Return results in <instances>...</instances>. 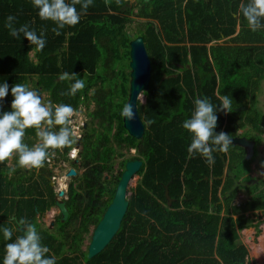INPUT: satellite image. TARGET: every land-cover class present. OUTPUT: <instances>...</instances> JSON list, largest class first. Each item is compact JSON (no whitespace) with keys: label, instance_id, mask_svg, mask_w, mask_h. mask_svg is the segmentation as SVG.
Masks as SVG:
<instances>
[{"label":"trees","instance_id":"obj_1","mask_svg":"<svg viewBox=\"0 0 264 264\" xmlns=\"http://www.w3.org/2000/svg\"><path fill=\"white\" fill-rule=\"evenodd\" d=\"M133 1L136 5L121 0L118 6L112 0L106 6L104 0H94L77 25L65 26L56 35L51 31L56 25L41 20L31 0H0V84L7 82L10 88L15 83L28 85L32 78L33 89L46 92L53 103L70 104L76 110L80 105L95 104L80 139V166L84 171L75 177L76 187L74 181L70 183L68 198L64 199L68 217L61 221L59 216L57 228L40 231L42 243L49 248L46 255L54 256L56 264H250L246 246L235 241L239 231L247 227L259 232L257 213H247L244 208L259 210L264 208V200L254 197L231 209L233 191L225 198V214L221 216L220 198L231 184L230 178L220 192L218 189L224 170L219 154L228 159L231 168L233 164L243 166V171L249 170L251 160L245 158L242 148L232 144L227 152L213 153L215 163L211 166L199 154L190 157L187 148L191 134L182 122L191 115L197 97H210L218 105L219 97L228 95L233 111L217 113L216 131L233 136L249 126L259 133L254 138L260 139L264 120L256 93L264 79V30L249 29L239 13L241 0ZM9 15L16 17V27L27 23L38 34L45 30L43 50H37L23 34L19 38L9 34L5 27ZM132 16L146 19L134 36L126 31ZM237 21L239 29L234 35ZM137 35L143 36L152 65L148 89L142 92L145 103L138 101L145 126L140 139L129 135L122 122L129 72L115 70V63L123 62L129 69V41ZM224 37L227 39L223 43L207 46ZM31 50L36 61L29 56ZM63 72L77 73V78L86 81L85 88L75 96L62 95L73 82L61 81ZM12 99L9 89L0 102V112L10 110ZM240 107L243 109L238 110ZM24 142L29 146L37 142L35 129L26 130ZM130 148L136 151L130 159L143 162L137 172L141 177L132 189L118 231L102 251L87 258L81 245L110 203L121 171L114 184L103 174L112 173L115 159L123 156V149ZM17 159L14 156L16 171H24ZM127 160L120 161L121 167ZM7 161L0 163V206L6 204ZM44 173L50 175L49 170ZM43 180L46 199H28L34 218V203L41 211L55 198L48 181ZM12 193L22 199L26 195L24 190L13 189ZM7 213L3 211V218ZM235 213L238 215L233 218L231 214ZM72 224L75 227L68 228ZM21 234L22 229L16 228L12 240L5 241L0 232V264L5 245Z\"/></svg>","mask_w":264,"mask_h":264},{"label":"clouds","instance_id":"obj_2","mask_svg":"<svg viewBox=\"0 0 264 264\" xmlns=\"http://www.w3.org/2000/svg\"><path fill=\"white\" fill-rule=\"evenodd\" d=\"M33 7L38 10L41 20L52 21L56 26L51 31L60 35L61 30L74 27L80 22L83 15L93 5L94 0H31ZM120 6L121 0H115ZM106 6H110L112 0H104ZM80 6V10L77 9ZM239 13L247 21L252 32L264 30V0H247L239 4ZM16 17L9 15L6 18L5 27L11 36L19 38L21 34L27 41L36 46L37 50H43L47 40L45 30L39 34L29 24L15 26ZM61 81H73L69 90L62 95L75 96L78 91L85 88L86 81L77 78V73L63 72ZM13 97L10 110L0 112V163L17 157V164L24 169L42 168L49 158L50 150H63L70 148L75 156L73 147L79 137L73 117L76 109L70 104L53 103L45 100L38 90L30 88L27 84L15 83L9 86L7 82L0 84V102L9 94ZM220 103L214 105L210 97H197L194 100V109L191 115L182 122V127L191 134V143L187 151L189 156L199 154L205 162L211 166L215 163L214 152H227L232 144L229 133L216 131L218 124V112L225 114L233 111V100L228 95L219 97ZM123 117L134 119L132 106L126 103L121 111ZM35 129L37 142L29 146L24 142L27 129ZM264 168V162H261ZM16 171L10 167L8 175ZM67 177L60 178V188L66 187ZM22 225V234L13 242L5 245L3 264H56L54 256L46 255L49 248L42 243V237L36 225L25 219L18 221ZM5 241H11L13 231L9 227L0 229Z\"/></svg>","mask_w":264,"mask_h":264},{"label":"water","instance_id":"obj_3","mask_svg":"<svg viewBox=\"0 0 264 264\" xmlns=\"http://www.w3.org/2000/svg\"><path fill=\"white\" fill-rule=\"evenodd\" d=\"M147 1L148 0H144V2ZM128 67L129 87L125 104H131L134 119L128 120L127 117L122 116V122L124 129L129 135L136 139H140L144 133L145 126L138 112V100L139 97L143 95L142 92L148 89L152 70L151 60L142 35H137L129 41ZM36 90L39 92L38 88H36ZM232 144L239 145L246 150V159H250L253 155V141H249L245 137H233ZM222 160L225 162L223 156ZM142 163V160L138 158L129 159L125 162L111 201L91 232L90 241L86 249L87 258H92L97 253L102 251L118 231L128 207V199L126 198L127 187L133 179V176L139 171ZM225 170L226 175L234 177V173L229 167H226ZM75 173V170L70 168L66 172V176H72L75 175ZM48 179L50 180V178ZM51 184L53 183L51 182ZM238 185L246 186L247 183L239 182L234 179L232 186L228 189L224 196L227 197ZM63 194L64 190H58L57 198L54 201V204L58 208L59 214L61 215V221L66 220L69 214L66 203L61 198ZM165 197L168 199V204H170L171 199L168 195L167 189H165ZM14 220L15 222H18L16 218H14Z\"/></svg>","mask_w":264,"mask_h":264},{"label":"crops","instance_id":"obj_4","mask_svg":"<svg viewBox=\"0 0 264 264\" xmlns=\"http://www.w3.org/2000/svg\"><path fill=\"white\" fill-rule=\"evenodd\" d=\"M184 2L185 1L182 2V5L184 4ZM241 2H242V0H241ZM130 3H134V5H136V3L133 0H131ZM221 9H222L223 12H225V8H223V6L221 7ZM136 10L137 9L135 8L134 9V12ZM238 15H239L238 12H236L234 14V16L236 18H238ZM154 23H155V26L158 28L159 26H158L157 20H155ZM238 29H239V23L237 21L236 31H235L234 35L238 32ZM226 39H227V37H224V38L219 39V40L211 41V42L207 43V46H210L211 44L223 43L224 41H226ZM34 54H35V51L34 50H31L29 52L30 58L33 61H36V58H35ZM31 79L32 78H29L28 79V86L30 88H33V84H32ZM263 82H264V79H262V81L260 83V89L256 93L257 104L261 108V110H262V107L260 106V103H259V93L261 91V86H262V83ZM237 109L240 110V109H243V107H240V108H237ZM262 113H264L263 110H262ZM238 131H239V129L237 130V132ZM259 149L260 150L264 149V146L262 148H259ZM220 157L222 159V156L221 155H220ZM224 160H225V158H224ZM225 161L227 163L228 162V159H226ZM7 166L9 168L10 167H15V165H14V157L12 159H10V160L7 161ZM44 172H45V169L39 168V169H31V170L24 169V171H15L12 175H8V173H7L6 179H5V182H4V187H5L4 188V190H5L4 197L6 198V204L3 205V206H0V228H3V227L6 226V227H9V228H12V231L13 232L16 231V228L22 229L23 226L20 225L18 222H15L14 218H16L17 221H19L21 219H25V220H27V221H29L31 223H34L36 225V227H37V229H38L39 232L42 231L43 229H46V228H49V229L57 228V225L56 224L53 225V226L51 225L52 222H54L55 220H57L58 217L60 216L59 211H58L57 207L55 206L54 202H53V204L50 205V207L46 208L45 210H41V211H38L37 210V206L34 203L33 204V207L36 210L35 218L31 214L30 208H29V202L28 201L30 200L29 199L30 197L31 198L46 199V196H45L46 183L43 180V178L45 179V177H44V174L45 173ZM223 175H224V173H223ZM225 175H226V173H225ZM66 177H68V176H66ZM219 178H222V176L221 177L219 176ZM221 181H222L221 182V185L219 186V189H218L219 192L221 191V186L223 184L224 179H222ZM48 183L50 184V182H48ZM50 187L52 188V190L55 193V198H54V201H55V199L57 198V192L61 188H59L58 186H53V184L50 185ZM13 189H15L17 191H21V190L23 191L24 190L26 192V195L23 196V199H22V197L20 198L19 196H14V195H12L13 194L12 193L13 192ZM40 193H43V194L40 195ZM225 193H226V191H225ZM225 193L223 195H221V198H220V202H221V205H222V209L220 211V215L221 216L225 214V206H224L225 205V198L229 197L232 192L227 197L224 196ZM17 194H19V193H17ZM219 195H220V193H219ZM13 200H16V202L13 205V208H12L11 207L12 206L11 204L13 203ZM248 201H249L248 199H246V198H244V197L241 196V192H237V193H235L233 199L230 202L231 209H232V206L238 208L240 206V204L245 203V202H248ZM3 204H4V201H3ZM42 206H43V204L40 203L39 204V207H42ZM52 208H54V210ZM50 209L53 210V211L51 213L52 215H50L51 217L49 218V220L47 222L46 221V218H45V214ZM244 209H245V211L247 213H250L251 212V209H249L248 207L247 208H244ZM55 210H56V213L57 214H54L55 213ZM3 211H8L7 215H5V218H3V214H2ZM240 212H244V211L243 210H239V213ZM237 215L238 214H236V213L235 214H231V216L233 218H236ZM248 228H254V227H247V228L242 229L241 231H239L238 238L235 241V243L236 244H244L246 246L248 252H249V246H247V244H245V242H242V240L240 238V233H244ZM54 234H56V233L54 232ZM57 235H59V234H57Z\"/></svg>","mask_w":264,"mask_h":264},{"label":"flooded vegetation","instance_id":"obj_5","mask_svg":"<svg viewBox=\"0 0 264 264\" xmlns=\"http://www.w3.org/2000/svg\"><path fill=\"white\" fill-rule=\"evenodd\" d=\"M45 100H46V98H45ZM262 118L264 120V113H262ZM86 125H87V122L82 123L80 126V130H79V137L80 138L77 140L76 144L73 146L76 149L75 156H73L71 154L72 150L70 148H64L63 150H56L57 154L52 161V166L48 167V165H45L42 167L43 169L50 171V175L44 174V177L48 180V182H50L49 185H52L51 184V182H52L53 186H58L55 179L61 177V175L59 174L60 169L66 167V170H65V173L63 176L66 175V172L70 168H73L75 170V172H76L75 175L68 176L69 179H68V183H66V189L61 188L62 190H64V194L61 197L62 200L68 198L67 192H68L70 183L74 181L72 184H73V186L76 187L77 182L75 181V179H76L75 177H78L84 171V168L80 166V153L82 151V145H81L80 139L82 138V135H83L82 131H84ZM246 131H248V133L244 134ZM257 134H259L257 130L250 129L249 126H245V127H242L241 129H239V131L237 132L236 135L231 136L232 138L233 137H245L247 140L254 142L253 155L250 157V159H247V160H251L250 164H249V170L243 171L242 170L243 166L236 167L234 164L232 165V168H231L228 165L229 161L227 163L225 161L224 162V170H223L224 175H223V173L220 175V177L222 176V178H220V179L221 180L224 179L223 184L221 186V189L223 188L224 185L227 184V182H226L227 178H230V180H231V184L226 189V192L232 186L234 179H236L239 182H246L247 183L246 186L238 185L233 191L236 190L237 192H241V196L248 199V200H251L254 197L256 199H259V200L261 198L264 200V197H263L264 196L263 195L264 194V168L261 167V162H264V149H262V150L259 149V148H262L264 146V126L262 129V132L260 133V139L259 140H256L254 138V137H256ZM249 136H251L252 138H250ZM234 146H237L238 149L242 148L245 152V155H246V150L243 147L235 145V144H234ZM130 149H133V148H130ZM115 161L113 163V167L116 163ZM225 167H229L231 169V171L234 173V177H230L229 175H225V171H226ZM80 168H82L81 173H79V171H78V170H80ZM122 170H123V166L121 167V171ZM119 177H120V175H119ZM48 178H50V180ZM104 178L107 179L106 177H104ZM118 180H119V178H118ZM252 188H253V191L251 190ZM237 192H235V193H237ZM252 212H256L258 215V219L261 220L260 224H262V223L264 224V208H261L259 210L258 209L251 210L250 213H252ZM60 217H61V215H60ZM55 224L57 225V220L52 222L51 225L53 226ZM263 249H264V247H263ZM249 263L253 264V261L250 260ZM255 264H257V263L255 262ZM260 264H264V259L261 261Z\"/></svg>","mask_w":264,"mask_h":264},{"label":"rangeland","instance_id":"obj_6","mask_svg":"<svg viewBox=\"0 0 264 264\" xmlns=\"http://www.w3.org/2000/svg\"><path fill=\"white\" fill-rule=\"evenodd\" d=\"M145 21L146 20L143 18H138V17L133 16L132 21L126 25V31L131 36L136 35L139 32V30L142 28V24ZM128 62H127V64H128ZM115 64H116L115 65L116 71H118L119 69H124L125 71L129 72V69L126 67L124 62L121 64H119V63H115ZM40 94L44 97V99L46 98V101L48 100L47 99L48 94L46 92L43 91ZM138 101H139V103L144 104L145 103V96L141 95V97H139ZM259 103H260V106L262 107V110L264 112V82L262 83L261 91L259 93ZM94 106H95L94 102H91L89 107H84V106L80 105L77 108L76 115L73 118L74 122H76L78 125H81L82 123L88 122L90 120L88 112L92 111L94 109ZM122 152H123V156L115 159L116 163L113 167L112 173L105 172L103 174V176L106 177L109 181H111L112 184L115 183L116 176L121 171L120 161H122L123 159H130L132 156L136 155L135 149H128V150L123 149ZM65 170H66V167L60 169L59 174L61 175V177L64 175ZM78 171H79V173H81L82 168H80V170H78ZM61 177L55 179L59 188H60L59 183H60ZM140 177H141L140 175L135 174L133 176V179L130 181V183L127 187V193H126V198L128 200L132 194V189L136 186ZM68 179H67L66 183H68ZM65 189H66V187H65ZM52 209L54 210V208H52ZM53 210L50 209L45 214V218H46L47 222H48L49 218L51 217L50 215H52L51 213ZM54 214H57L56 210H55ZM71 227L74 228L75 224H72V226H70L68 228H71ZM92 230H93V226L90 227L89 232L85 235L83 244L81 245L82 251H85L87 249V245L90 241V236H91ZM240 238H241L242 242H245V244H247V246H249V252H248V256H247L246 260L247 261H250V260L253 261V264H255V262L257 264H260L261 261L264 259V249H263V247H264V224L262 223L259 225V232L258 233H256L254 228H248L244 233H240Z\"/></svg>","mask_w":264,"mask_h":264},{"label":"built area","instance_id":"obj_7","mask_svg":"<svg viewBox=\"0 0 264 264\" xmlns=\"http://www.w3.org/2000/svg\"><path fill=\"white\" fill-rule=\"evenodd\" d=\"M74 118V117H73ZM76 118V117H75ZM74 124H75V127L78 129V132H79V130H80V126L81 125H78L76 122H74ZM71 153H72V151H71ZM56 150H50V155H49V158L46 160L47 162H52L53 161V159L55 158V156H56Z\"/></svg>","mask_w":264,"mask_h":264},{"label":"bare ground","instance_id":"obj_8","mask_svg":"<svg viewBox=\"0 0 264 264\" xmlns=\"http://www.w3.org/2000/svg\"><path fill=\"white\" fill-rule=\"evenodd\" d=\"M140 97H141V96H140ZM45 165H48V167H50V166H52V162H47V161H46L45 164H44V166H45ZM59 184H60V183H59Z\"/></svg>","mask_w":264,"mask_h":264}]
</instances>
